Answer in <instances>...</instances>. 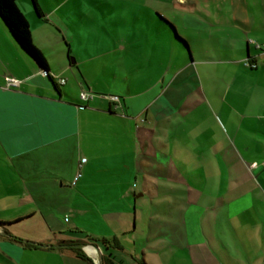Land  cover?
<instances>
[{
    "label": "crops",
    "instance_id": "obj_1",
    "mask_svg": "<svg viewBox=\"0 0 264 264\" xmlns=\"http://www.w3.org/2000/svg\"><path fill=\"white\" fill-rule=\"evenodd\" d=\"M37 1L48 71L0 19V264H264V0Z\"/></svg>",
    "mask_w": 264,
    "mask_h": 264
},
{
    "label": "trees",
    "instance_id": "obj_2",
    "mask_svg": "<svg viewBox=\"0 0 264 264\" xmlns=\"http://www.w3.org/2000/svg\"><path fill=\"white\" fill-rule=\"evenodd\" d=\"M34 9L38 15H43L39 3L37 0H31ZM163 21H166L163 17L160 16ZM0 19L3 21L4 25L17 42V44L44 70L48 71V62L43 54V52L36 46L33 41L32 31L30 27V23L24 13L18 6V0H0ZM169 25L173 27L171 23ZM175 37L183 42L185 46L187 45V41L181 38L176 32H174ZM249 59V58H248ZM250 60V59H249ZM251 61V60H250ZM253 62V61H251ZM255 63V62H253ZM60 77V76H59ZM57 78V76H56ZM63 78V77H62ZM58 79V78H57ZM65 79V78H64ZM66 80V79H65ZM10 224V222H0V225L6 226ZM6 233H10L8 229H5ZM15 241H22V239L17 237H12ZM20 240V241H19ZM82 242V240H67L61 241L60 243H77ZM118 246V245H117ZM79 258L92 261L90 257L87 256L84 250L81 248H71ZM103 264H114L113 259L106 254H103ZM138 264H146L144 260L140 261Z\"/></svg>",
    "mask_w": 264,
    "mask_h": 264
},
{
    "label": "built area",
    "instance_id": "obj_3",
    "mask_svg": "<svg viewBox=\"0 0 264 264\" xmlns=\"http://www.w3.org/2000/svg\"><path fill=\"white\" fill-rule=\"evenodd\" d=\"M255 45L257 47V49L261 50L264 52V41L263 42H255ZM246 65L251 66V67H256L257 64L251 62L249 59L246 60ZM58 78V82L60 84H65L66 80L62 77L57 76ZM21 84V80L14 78V77H10L7 80V86L8 87H18ZM96 97H100L106 100H109L110 102H113L115 104L116 107L122 106V98L119 95L116 94H109V93H96L93 92L92 90H83L81 92L80 98L83 102H88L90 100L95 99ZM78 175H81L80 173H78ZM90 257L92 259V264H99V260H98V254L96 249L94 248V254H90Z\"/></svg>",
    "mask_w": 264,
    "mask_h": 264
},
{
    "label": "water",
    "instance_id": "obj_4",
    "mask_svg": "<svg viewBox=\"0 0 264 264\" xmlns=\"http://www.w3.org/2000/svg\"><path fill=\"white\" fill-rule=\"evenodd\" d=\"M34 243V242H31ZM41 245V244H39ZM54 247H61V248H81L82 250H84L85 252H88L86 250V248L88 246H92L93 248L96 249L97 253H98V260H99V264H103V255H102V251L101 248L97 245H94L92 243H86V242H77V243H60V244H55L53 245Z\"/></svg>",
    "mask_w": 264,
    "mask_h": 264
},
{
    "label": "rangeland",
    "instance_id": "obj_5",
    "mask_svg": "<svg viewBox=\"0 0 264 264\" xmlns=\"http://www.w3.org/2000/svg\"><path fill=\"white\" fill-rule=\"evenodd\" d=\"M30 2H31V0H29ZM44 4H45V2H44ZM73 5V2H71V6ZM94 4H93V2H91V1H87L86 2V9L89 11V12H91L92 10H94V6H93ZM82 242H86V243H89L87 240H83ZM121 255V257L118 259H115V258H113L117 263H120L121 261H120V259L122 260V259H125L126 257L127 258H129V256L128 255H126L124 252H122V254H120ZM121 264V263H120Z\"/></svg>",
    "mask_w": 264,
    "mask_h": 264
},
{
    "label": "bare ground",
    "instance_id": "obj_6",
    "mask_svg": "<svg viewBox=\"0 0 264 264\" xmlns=\"http://www.w3.org/2000/svg\"><path fill=\"white\" fill-rule=\"evenodd\" d=\"M88 247H89V246H88ZM88 247H87V248H88ZM87 248H86V249H87ZM91 249H92V248H91ZM93 251H94V249H93Z\"/></svg>",
    "mask_w": 264,
    "mask_h": 264
},
{
    "label": "flooded vegetation",
    "instance_id": "obj_7",
    "mask_svg": "<svg viewBox=\"0 0 264 264\" xmlns=\"http://www.w3.org/2000/svg\"><path fill=\"white\" fill-rule=\"evenodd\" d=\"M90 243V242H89ZM93 244V243H92Z\"/></svg>",
    "mask_w": 264,
    "mask_h": 264
}]
</instances>
